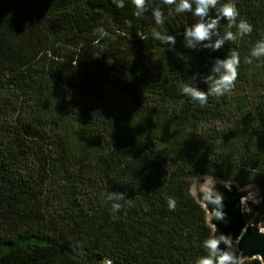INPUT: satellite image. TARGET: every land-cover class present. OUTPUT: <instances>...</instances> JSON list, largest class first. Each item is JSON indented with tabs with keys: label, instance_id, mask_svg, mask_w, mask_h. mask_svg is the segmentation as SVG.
Segmentation results:
<instances>
[{
	"label": "trees",
	"instance_id": "16d2710c",
	"mask_svg": "<svg viewBox=\"0 0 264 264\" xmlns=\"http://www.w3.org/2000/svg\"><path fill=\"white\" fill-rule=\"evenodd\" d=\"M231 2L236 21L197 41L184 30L199 18L163 0H0V264H196L214 233L190 194L202 177L255 186L245 215L264 223V55L251 54L264 0ZM233 51L231 93L205 106L183 93L207 91ZM108 193L132 203L113 212ZM224 252L262 264L232 241Z\"/></svg>",
	"mask_w": 264,
	"mask_h": 264
},
{
	"label": "clouds",
	"instance_id": "9594fccd",
	"mask_svg": "<svg viewBox=\"0 0 264 264\" xmlns=\"http://www.w3.org/2000/svg\"><path fill=\"white\" fill-rule=\"evenodd\" d=\"M132 2L137 6L141 7L144 5L145 0H132ZM165 5H175L176 13H192L193 16L199 18L196 23L187 26L184 30V34L186 37H192L197 41H204L210 38L211 32L214 29L219 27V22L221 19H225L229 22V27L236 21V18L239 16V11L234 2H229L220 4L218 9V14L215 17L209 16L210 10L215 8L219 3V0H163ZM193 3H195V8H193ZM116 6L119 8H123V3H116ZM139 15V13H136ZM154 17L157 24H163L164 21V13L161 10L154 11ZM208 17L207 20L204 18ZM130 26V22H129ZM238 28L241 34H251L253 31V26L247 21L241 20L238 24ZM100 33L102 37L109 36V33L106 32L102 27L96 30ZM156 36L161 39L165 43L175 44V36H160L159 33H156ZM235 38L234 34L231 31L225 33L224 39L233 40ZM115 39V37H112ZM96 44H99V40L95 41ZM223 44V40H217L214 47L215 49H219ZM253 56H261L264 55V43L259 44L252 50L251 53ZM94 58H99L100 54H94ZM246 63L251 64V60H245ZM218 63L222 64L225 69L223 75H221L218 79H213L212 77L206 78V83H209V87L207 91H202L198 87H189L183 86L182 91L185 95L189 96L192 100L198 102L201 106H205L208 103L209 96L220 97L232 92L235 88V84L238 78V67L240 65V57L239 53L236 51L231 52L230 56L224 60L219 61ZM226 187L231 185L225 184ZM255 186L245 185L244 190L253 188ZM257 192L259 191L258 187ZM215 191V187L210 190L209 194H207L204 199L207 203H212L217 205V208L211 210L210 215L215 217L216 219H223L224 213L220 211L222 207L223 197L216 193L215 197L211 196V193ZM251 192L249 195L242 196L240 198V203L242 205H247V202L251 196ZM106 198L109 201H113L112 203V211L117 212L121 209L122 204L115 202L123 200L124 203L131 205L132 201L125 199L123 193H108L106 194ZM168 208L170 211H174L176 208V201L172 198L168 199ZM259 203L258 200L254 201ZM250 211V209H249ZM221 242L230 243L229 237L221 236L219 239L214 236H210L208 239L204 241V247L209 250L208 256H201L197 259L196 264H239L238 258L231 253L224 252L222 255H217L219 251V245ZM239 243V240L237 239ZM78 247H83L82 243L78 242ZM100 264H113L111 259L102 258Z\"/></svg>",
	"mask_w": 264,
	"mask_h": 264
},
{
	"label": "water",
	"instance_id": "95a60500",
	"mask_svg": "<svg viewBox=\"0 0 264 264\" xmlns=\"http://www.w3.org/2000/svg\"><path fill=\"white\" fill-rule=\"evenodd\" d=\"M225 184L231 185L230 188ZM213 187L215 191L211 193V196L214 198L216 193H219L223 197L220 208V211L224 213L223 219H216L210 215L211 210L218 206L207 203L204 199ZM249 193V190L240 189L235 184L220 181L213 183L208 191L197 192L195 199L205 209L215 238L229 237L230 241L236 244L243 260L258 259L264 264V223L262 225L249 224L243 212V205L240 203V198Z\"/></svg>",
	"mask_w": 264,
	"mask_h": 264
},
{
	"label": "rangeland",
	"instance_id": "374dc122",
	"mask_svg": "<svg viewBox=\"0 0 264 264\" xmlns=\"http://www.w3.org/2000/svg\"><path fill=\"white\" fill-rule=\"evenodd\" d=\"M215 182H220V180L213 178V177H202L200 179H197L195 181H193V183L191 184L190 187V194L195 197L196 193L199 191H208L211 186L213 185V183ZM251 192V194H253V192L256 190L254 187L247 189ZM250 200V198H249ZM248 200V201H249ZM248 207V202L247 205H243V212L245 214V209Z\"/></svg>",
	"mask_w": 264,
	"mask_h": 264
},
{
	"label": "built area",
	"instance_id": "2783aa9c",
	"mask_svg": "<svg viewBox=\"0 0 264 264\" xmlns=\"http://www.w3.org/2000/svg\"><path fill=\"white\" fill-rule=\"evenodd\" d=\"M246 216V215H245ZM249 224H251L250 222H248Z\"/></svg>",
	"mask_w": 264,
	"mask_h": 264
}]
</instances>
